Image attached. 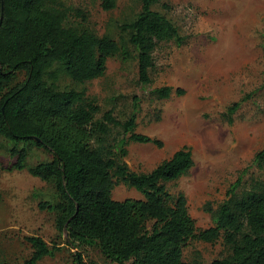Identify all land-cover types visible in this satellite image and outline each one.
<instances>
[{"label": "trees", "instance_id": "16d2710c", "mask_svg": "<svg viewBox=\"0 0 264 264\" xmlns=\"http://www.w3.org/2000/svg\"><path fill=\"white\" fill-rule=\"evenodd\" d=\"M98 1L105 11L117 8V0ZM140 1L136 18L121 26L127 41L117 42L87 28L66 26L69 11L58 0H0V135L13 143V162L6 169H25L31 148L52 153L51 161L29 172L54 187L56 201L41 202L40 208L54 213L58 232L78 251L76 264H87L80 250L88 246L116 264H205L198 258L184 261V249L192 241L220 240L230 253L210 264H264L263 177L252 173L245 179L244 171L226 200L210 210L215 225L198 230L186 196L167 187L194 167L191 148L176 151L149 173H136L126 161L130 143L163 147V142L137 132L138 109L124 122L113 111L97 119L101 108L86 89L58 86L63 76L79 84L104 77L110 58L130 57L127 44L137 52L139 82H152L157 47L172 41L182 46L186 39L155 9L161 0ZM152 93L169 99L173 89ZM176 94L184 91L177 89ZM243 100L224 113L229 124ZM249 168L264 173V148ZM121 184L144 198L115 200L113 191ZM27 240L33 253L26 264H39L56 252L40 237Z\"/></svg>", "mask_w": 264, "mask_h": 264}, {"label": "rangeland", "instance_id": "374dc122", "mask_svg": "<svg viewBox=\"0 0 264 264\" xmlns=\"http://www.w3.org/2000/svg\"><path fill=\"white\" fill-rule=\"evenodd\" d=\"M58 1L69 11L66 26L87 28L117 42L127 41L121 26L133 21L142 7L140 0H117V8L108 12L98 0ZM155 9L176 24L186 41L182 46L172 41L157 47L149 85L139 82L137 52L127 44L130 57L110 58L104 77L79 84L63 76L58 86L86 89L101 108L97 119L113 111L124 122L138 109L137 132L163 142V147L130 143L126 161L136 173H149L176 151L191 148L194 167L167 187L174 195L186 196L198 230L208 229L215 225L210 210L226 200L229 188L244 171L245 179L252 173L264 178V173L249 168L264 148V0H161ZM163 87L173 89L169 99L153 95ZM177 89L184 94L177 95ZM242 100L231 125L224 113ZM12 146L0 135V262L26 264L33 253L27 238L40 237L56 252L39 264H76L78 251L67 245L66 234L58 232L54 213L40 208L41 202L56 201L54 187L29 172L51 161L52 153L31 148L26 168L10 171L6 168L13 162ZM113 198L144 197L121 184ZM80 251L87 264H116L95 247ZM229 253L222 240L192 241L184 249V261L198 258L210 264Z\"/></svg>", "mask_w": 264, "mask_h": 264}]
</instances>
